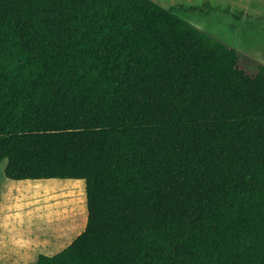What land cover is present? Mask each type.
<instances>
[{"label":"trees","instance_id":"trees-1","mask_svg":"<svg viewBox=\"0 0 264 264\" xmlns=\"http://www.w3.org/2000/svg\"><path fill=\"white\" fill-rule=\"evenodd\" d=\"M247 59L152 0H0L4 176L86 182L85 230L36 264H264Z\"/></svg>","mask_w":264,"mask_h":264},{"label":"rangeland","instance_id":"rangeland-1","mask_svg":"<svg viewBox=\"0 0 264 264\" xmlns=\"http://www.w3.org/2000/svg\"><path fill=\"white\" fill-rule=\"evenodd\" d=\"M171 9L184 20L204 29L248 58L241 67L254 71L250 60L264 64V0H152ZM198 6L203 11H186L175 6ZM0 165V195L9 182ZM0 196V228L7 224L14 246L0 245V264H36L40 254L54 255L83 231L87 224L86 182L82 180H39L24 191ZM63 222H58L62 221ZM71 224L75 228L71 229ZM43 233V234H42ZM45 239L50 243L39 242Z\"/></svg>","mask_w":264,"mask_h":264},{"label":"crops","instance_id":"crops-1","mask_svg":"<svg viewBox=\"0 0 264 264\" xmlns=\"http://www.w3.org/2000/svg\"><path fill=\"white\" fill-rule=\"evenodd\" d=\"M40 180H45V179H40ZM47 180H50V179H47ZM56 180H58V179H56ZM59 180H61V179H59ZM13 181H16V182H9V183L6 184V187L2 190L3 194H1L0 196L5 195V196L8 197L11 194H13V192H16L18 194H24L25 195L26 193L24 191L27 190L28 188L32 187L33 183H37V181H39V180H30V179H28V180H13ZM87 213H88V209H87ZM58 222H63V220L62 221H58ZM0 225H1V222H0ZM9 228L10 227L7 226V224L4 225V229L8 231L7 234H4V230L0 228V245H2V246L7 245L9 247L16 248V247H18L20 245V243L22 242V239L23 238H19V242L16 243L14 246H12V244H11V242H12L11 241V236L12 235L10 233V229ZM83 228H86V225ZM71 229H73V230L75 229L72 226V224H71ZM81 230H76L77 232L75 233V237L73 239L72 238L69 239L68 243H66V245H64L62 247L65 249L85 229L83 231H81ZM45 241L46 240L45 239L43 240V237H42V239L39 242V244L45 243V244L48 245V243L51 242V240H48L47 242H45ZM50 256H52V255H50ZM37 260H38V258H37ZM36 263H37V261H36Z\"/></svg>","mask_w":264,"mask_h":264}]
</instances>
